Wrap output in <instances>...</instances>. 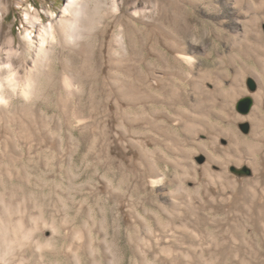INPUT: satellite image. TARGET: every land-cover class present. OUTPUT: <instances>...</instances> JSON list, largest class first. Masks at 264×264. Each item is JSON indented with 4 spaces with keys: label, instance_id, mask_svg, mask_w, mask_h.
Here are the masks:
<instances>
[{
    "label": "rangeland",
    "instance_id": "rangeland-1",
    "mask_svg": "<svg viewBox=\"0 0 264 264\" xmlns=\"http://www.w3.org/2000/svg\"><path fill=\"white\" fill-rule=\"evenodd\" d=\"M65 1L0 0V48ZM125 7L95 55L55 48L0 103V201L30 238L12 264H264V0Z\"/></svg>",
    "mask_w": 264,
    "mask_h": 264
},
{
    "label": "bare ground",
    "instance_id": "bare-ground-1",
    "mask_svg": "<svg viewBox=\"0 0 264 264\" xmlns=\"http://www.w3.org/2000/svg\"><path fill=\"white\" fill-rule=\"evenodd\" d=\"M127 2L128 0H66L60 17L51 12V21L48 24L40 22L36 39L31 35L30 28H27V33L23 37L22 50L15 49L13 38L7 39L5 47L0 48V54L4 52L7 55V61L0 65V103H5L13 94H22L26 98L32 95L39 76L48 70L49 60L55 48H59L57 52L60 55H64V51L67 50L68 53L73 54L69 55L73 58L85 53H88L87 57L95 55L92 48L88 51V45L98 39L104 41L110 28L113 27V21L114 27L118 29L121 25L120 22L129 15L125 7ZM142 15L147 25L149 23L146 19L147 11L143 10ZM26 16L28 25L34 28L37 24L36 18L30 17L29 14ZM2 28L3 19H0V36ZM121 29L114 34V38L112 37L115 48L111 52V59L119 56L120 50L125 51L126 44L132 46L131 39H127V35L125 36L126 30ZM147 38L144 41L145 45L148 42ZM16 57H28L31 60L32 65L30 69L27 68L25 77L19 71L20 66L18 68L11 60ZM114 68L116 70L112 72L111 76L115 79L118 76L119 68L117 66ZM115 91L120 94L118 88ZM118 93L114 92L112 95L117 96ZM0 204V264H12L16 250L19 249V246L24 245L22 241H27L29 233L22 229L18 221L11 220L8 213L9 206L3 201H0Z\"/></svg>",
    "mask_w": 264,
    "mask_h": 264
},
{
    "label": "water",
    "instance_id": "water-1",
    "mask_svg": "<svg viewBox=\"0 0 264 264\" xmlns=\"http://www.w3.org/2000/svg\"><path fill=\"white\" fill-rule=\"evenodd\" d=\"M252 89H253V84H252ZM252 104L253 102L251 98L246 99L240 106V112L243 114L249 113V111L251 110Z\"/></svg>",
    "mask_w": 264,
    "mask_h": 264
}]
</instances>
